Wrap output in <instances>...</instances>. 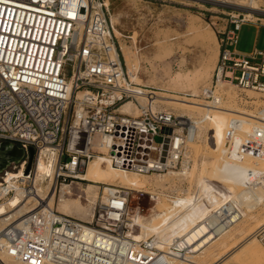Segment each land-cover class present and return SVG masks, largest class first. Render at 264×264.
Wrapping results in <instances>:
<instances>
[{"label": "built area", "instance_id": "obj_1", "mask_svg": "<svg viewBox=\"0 0 264 264\" xmlns=\"http://www.w3.org/2000/svg\"><path fill=\"white\" fill-rule=\"evenodd\" d=\"M261 9L232 14L219 32L218 60L201 95L206 107L224 98L221 83L264 95V48H236L243 24L264 26ZM115 30L108 0H0V144L24 150L0 171V255L24 264H169L185 253L175 241L161 247L156 236L135 237L128 188L115 187L86 220L57 208L61 188L87 182L82 174L97 155L143 175L189 165L187 123L151 87L130 79ZM127 102L137 115L122 110ZM237 126L231 121L225 141L236 140L241 156L262 154L264 132ZM41 162L42 183H50L44 195L36 187ZM25 203L31 209L13 216Z\"/></svg>", "mask_w": 264, "mask_h": 264}, {"label": "rangeland", "instance_id": "obj_2", "mask_svg": "<svg viewBox=\"0 0 264 264\" xmlns=\"http://www.w3.org/2000/svg\"><path fill=\"white\" fill-rule=\"evenodd\" d=\"M108 1L110 18L115 25V29H117V31H115L120 46V55L127 72V67L130 68L131 66L126 67V65H136L138 68L137 75L142 80L141 84L147 85L148 83V86L151 87L153 91L185 95L190 94L194 87L201 100L202 90L210 86L213 71L218 60L219 32L230 26L232 14H237L239 12L246 13L245 8L251 5V0H231L241 6L232 3H224L222 0ZM259 4L262 7L264 5V0H259ZM195 29L199 30L196 31L197 35L194 32ZM198 33L200 34L198 35ZM236 48L243 53L249 52L254 48L263 49L264 26H257L253 23L243 24L239 31ZM125 61L127 63H125ZM201 71L202 73H200ZM178 75H191L190 78H194V81L198 80L200 76V81L193 82L192 84L187 83V86L186 82L178 84L175 82ZM225 88L227 91H223L222 94H224V101H226V104L229 103L228 105L231 104L233 107L253 112L262 111L264 109V96L260 93L240 91L231 85H227ZM229 92H232V95L228 96ZM233 95L235 97H233ZM187 96L189 97L190 95ZM230 96H232L231 99ZM234 103L236 104L234 105ZM162 105L176 114L179 113L172 105L166 103H162ZM202 113L203 112L192 111L194 117H200ZM231 121H236L238 124L237 127L243 124L245 127H254L264 131L263 125H256L244 119L232 118ZM227 126H229V124L221 127L219 130L220 132H217L214 138H208V140H206L207 131L203 130L194 142L188 143L186 149V153H188L187 160L189 161L188 167L194 170L193 173L191 170L186 177L173 175L166 177L164 181L161 182L158 181L156 174H150L148 175L150 176L148 188H143V190L141 188H138V190L130 189L131 196L127 212L129 218H131V224L133 223V219L138 216H141L143 220H149L155 212H161L163 207L165 208L166 205L168 206L176 196L184 195V192L186 195V192L189 190H194L195 181L201 171L203 163L214 165V176H223L225 174L223 187L227 193L231 191L229 186L226 185L227 182H224V180L227 179L225 177L226 175L231 176L235 181L236 192L243 188V185L248 181V178H245V176L241 174L243 166L245 167L247 164L257 165L259 163L263 165L264 155H262V157L258 156L257 160H250V158L249 161H247L248 158L238 156L239 153H233L234 155L225 157L220 154L221 152H216V147H219L223 143V133L226 132ZM211 132H213V130L209 133ZM214 133L216 132L214 131ZM212 135L214 136V134ZM156 140L160 141L161 137H157ZM98 156L102 155H97L96 157ZM174 170L182 171L183 169L178 165ZM208 173H211V171L206 170L204 176ZM100 186L101 188L98 190L99 198L96 203L103 202V196L106 195V192L103 191L105 185L100 184ZM166 195L172 197L168 199ZM73 216L80 218L76 215ZM263 222L264 205L262 204L247 218L241 217V219H239L237 225L233 227L234 231L241 230L239 234L235 237L225 236V238L221 240V246L218 250H215V247H211L206 255H200L199 258L204 264H214L216 258L229 249H232L235 244L241 242L254 231L258 230ZM132 228L134 235H139L138 232L141 233V229L138 226H132ZM144 236H146V233H144ZM251 248L253 250L264 249V237L256 234V240L251 244ZM197 254H199V252ZM244 262L245 261H240L242 264H244ZM179 263L178 261L175 262V264ZM5 264L23 263L8 260ZM245 264L247 263L245 262Z\"/></svg>", "mask_w": 264, "mask_h": 264}, {"label": "bare ground", "instance_id": "obj_3", "mask_svg": "<svg viewBox=\"0 0 264 264\" xmlns=\"http://www.w3.org/2000/svg\"><path fill=\"white\" fill-rule=\"evenodd\" d=\"M67 1H72L73 3L78 2V0ZM222 1L224 3L240 5L231 0ZM245 9L247 14H251L254 11H262L259 0H251V5ZM196 31L199 30L195 29L194 31L197 35ZM200 33H198V35ZM125 63L127 62L125 61ZM127 66L131 67L129 68ZM126 67L130 79L137 84H141L142 80L137 75V66L131 64L126 65ZM200 73H202V71ZM190 77L191 75H178L176 79H174L178 84L186 82V86L187 83L192 84L193 82L200 81V76L198 80L195 79L196 81H194V78L191 79ZM226 86L227 84L221 83L219 84L218 89L223 92L226 90ZM206 88L207 87L202 90V93ZM247 91L258 93L253 90ZM155 94V98L160 102L174 106V108L179 111L178 114L183 117L189 127L188 141L184 150V163H186V160L188 159V153H186L188 143L194 142L203 130L207 131L206 140H208V138H214L217 135V132H220L219 130L221 127L228 124L230 125L232 118L244 119L253 122V124L264 126V109L257 112L239 109L231 106V104L228 105L229 103L226 104L224 98L216 101V106L213 108H208L203 99H199V94L194 87L190 94L185 95L170 94L169 92L161 91H155ZM85 95L84 92H79L78 98L85 97ZM187 95H190L191 97H188ZM229 95H232V92H229L228 96ZM231 97L232 96H230V99ZM233 97L235 96L233 95ZM235 104L236 103H234V105ZM122 110L128 111L134 115L139 113L138 108L131 102H127L122 107ZM192 111L203 113L200 117H194ZM239 128L246 132L254 130L258 132L259 135H262L264 132L262 129L245 127L243 124H240ZM211 130H213V132L209 133ZM214 131L216 133H214ZM225 133H223V143L219 147H216V152L219 151L222 156L230 157L234 155L233 153H238L236 149L237 142L236 140L225 141ZM212 134H214V136ZM259 139H264V135L262 138H258V140ZM98 147L102 151H105L101 144ZM262 155H264V152L259 156L262 157ZM238 156L241 155L239 154ZM247 158V161H249L250 158V160H257L258 155L256 157ZM247 165L245 167L243 166L241 174H243L245 178H248V181L243 185L241 190L236 192L235 181L233 178L228 175L225 176L227 179H225L226 181L224 180V182H227L226 185L229 186L231 191L230 193H227L223 187L225 174L223 176H214V165L203 163L201 171L196 178L194 190H189L186 192V195L184 192V195L176 196L168 206L166 205L165 208L163 207L161 212H155L149 220H143L141 216L133 219L132 226H138L141 229V233L138 232L139 235H135V237L144 236V233H146V237L156 236L162 247L169 246L175 241L177 243L176 248L178 251L182 249L186 250L182 256H178L176 253L175 257L169 261V264H175L176 261L181 264H204L199 258L200 255H206L211 247H215V250H218L221 246V240L224 239L225 236L235 237L239 234L241 230H233V227L237 225L239 219H241V217L247 218L251 213L255 212L260 205H264V164L262 165L259 163L257 165ZM182 169V171H176L171 168L166 173L156 175V177H158V181L161 182L164 181L166 177L173 175L186 177L191 170L192 173L194 171L189 168L187 164ZM206 170H210L211 173L204 176ZM45 172L46 168L44 163L41 162L37 174L38 183L36 187L38 195H44L45 190L50 184L49 182L46 184L42 183ZM82 178L87 182L72 183L61 188L58 195L59 199L57 208L65 214L72 216L76 215L83 219H87V216L91 214L94 205L97 204L96 202L99 198L98 190L101 188L100 184L105 185L103 191L106 192L102 201L107 200L108 196L113 193L116 186L137 190L138 188H141L143 190V188H148V185L150 184V176L135 172L120 171L110 164L109 158L105 155L95 157L89 163L86 172L82 174ZM47 200L50 204L54 203V187L50 190ZM30 209L31 208L28 204L25 206L22 205L14 211L13 216L19 217ZM222 216L224 217L223 221L220 219ZM258 230H256L257 233L254 231L244 240L235 244L232 249L228 248V251H223L224 253L215 259L214 264H242L240 261H245L247 264H264V249L253 250L251 248V244L256 240V234L258 235L261 230H264V222L260 225ZM198 252L199 254H197ZM8 260L21 263L4 254L0 255V264H5Z\"/></svg>", "mask_w": 264, "mask_h": 264}, {"label": "water", "instance_id": "obj_4", "mask_svg": "<svg viewBox=\"0 0 264 264\" xmlns=\"http://www.w3.org/2000/svg\"><path fill=\"white\" fill-rule=\"evenodd\" d=\"M31 162L33 158V149L29 151ZM24 155V150L9 141L0 144V171L13 161H19Z\"/></svg>", "mask_w": 264, "mask_h": 264}]
</instances>
